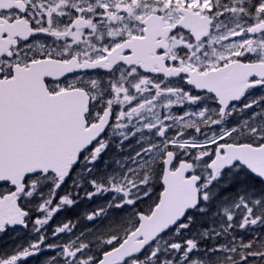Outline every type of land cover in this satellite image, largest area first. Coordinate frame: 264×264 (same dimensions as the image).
I'll return each mask as SVG.
<instances>
[{
    "label": "snow or ice",
    "instance_id": "snow-or-ice-1",
    "mask_svg": "<svg viewBox=\"0 0 264 264\" xmlns=\"http://www.w3.org/2000/svg\"><path fill=\"white\" fill-rule=\"evenodd\" d=\"M0 264H264V0H0Z\"/></svg>",
    "mask_w": 264,
    "mask_h": 264
}]
</instances>
